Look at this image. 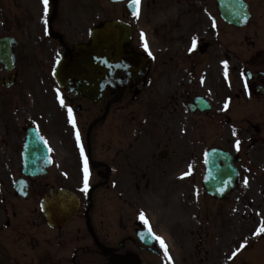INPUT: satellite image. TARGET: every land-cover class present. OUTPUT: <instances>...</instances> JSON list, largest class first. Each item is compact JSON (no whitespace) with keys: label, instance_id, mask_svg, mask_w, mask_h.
I'll return each instance as SVG.
<instances>
[{"label":"flooded vegetation","instance_id":"1","mask_svg":"<svg viewBox=\"0 0 264 264\" xmlns=\"http://www.w3.org/2000/svg\"><path fill=\"white\" fill-rule=\"evenodd\" d=\"M81 2L49 0L47 14L29 8L18 17L24 33L31 32L35 62L49 74L53 54L88 42L107 21L122 22L131 29L124 51L136 56L132 80L103 87L99 81L95 103L56 89L49 101L52 165L45 176L26 178V137L15 145L16 180L29 196L16 193L14 206L0 195V251L10 255L2 240L13 231L14 264H170L158 241H140L153 238L143 213L172 264H264V238L233 257L253 234L239 222L231 229L239 234L234 248L220 236L231 226L222 210L234 195L255 199L262 190L264 196L254 167L264 157V0H141L139 16L129 0L112 4L107 20L100 0L91 15ZM25 70L22 64L19 74ZM213 150L229 161L217 163L237 171L235 188L222 198L210 190L227 187L207 179ZM85 156L89 193L83 191ZM61 188L78 195L81 209L70 225L52 229L40 203Z\"/></svg>","mask_w":264,"mask_h":264},{"label":"rangeland","instance_id":"2","mask_svg":"<svg viewBox=\"0 0 264 264\" xmlns=\"http://www.w3.org/2000/svg\"><path fill=\"white\" fill-rule=\"evenodd\" d=\"M3 4V11L2 8L0 10V35L4 34V36H13L16 37V0H0V4ZM4 22V23H3ZM7 77V73L2 69L0 66V181H8L11 178L9 168L12 166V157L11 155V145L13 143L14 134L16 131V135L20 134L22 129V121L23 123L28 121L27 114L23 113L22 121H21V113L24 110V106L18 103V100L15 98L16 94V85L11 88L10 90L6 89L3 81ZM45 79L38 73H34L31 77V80L28 82V91L32 95H36L37 99L33 98L32 104L29 108L33 110V119L34 124L38 126V128L44 132L47 130L49 125L48 120V111L46 110L44 104L41 103V93H42V83H44ZM26 80L19 81L18 87H24L26 85ZM31 115V114H30ZM16 118V121H15ZM28 123H30L28 121ZM18 137L16 138V140ZM10 153V154H9ZM264 161V157L261 158V163ZM260 163L259 168L257 167L261 180H264V174L261 172L263 169V165ZM7 193V191L5 192ZM264 202V197L261 199V204ZM16 203V201H14ZM23 203V201L20 202ZM239 202L235 199L233 200V204L229 205L225 208L226 211L233 213L234 215L241 218L244 216L243 219L251 218L252 220L257 222V217L253 213L252 210L247 208V204L243 203L242 206L238 204ZM19 204V203H17ZM19 207V206H18ZM244 207V208H243ZM16 210V207L14 208ZM245 210V211H244ZM252 214H248V212ZM234 217L230 218V224ZM7 233V232H6ZM13 233V232H10ZM55 241V238H53ZM227 241L229 243H233V236L230 234ZM5 242H7L5 240ZM57 242V241H55ZM7 246H9L14 250H16V242L10 240L7 242ZM56 245H54L55 247ZM69 247H74L73 245L69 244ZM13 253V252H11ZM14 256H12L13 258ZM0 264L1 261H0Z\"/></svg>","mask_w":264,"mask_h":264},{"label":"water","instance_id":"3","mask_svg":"<svg viewBox=\"0 0 264 264\" xmlns=\"http://www.w3.org/2000/svg\"><path fill=\"white\" fill-rule=\"evenodd\" d=\"M14 41L11 39H5L0 41V61L11 70L14 64ZM95 58V49L92 44L89 47H79L77 48L68 58L64 60L61 67L58 70V81L64 79L68 76L71 80L74 79H86L92 76V67ZM64 72V73H63ZM66 76H64V75ZM12 84V80L7 81V85ZM63 193L58 196V198L63 197ZM44 212H46V204L43 206ZM66 215L62 211L61 207H55L54 213L52 214V221L55 224L63 225L66 222ZM50 219V220H51Z\"/></svg>","mask_w":264,"mask_h":264},{"label":"snow or ice","instance_id":"4","mask_svg":"<svg viewBox=\"0 0 264 264\" xmlns=\"http://www.w3.org/2000/svg\"><path fill=\"white\" fill-rule=\"evenodd\" d=\"M140 2L141 0H132V3L136 6V12L134 13L136 16H139V8H140ZM43 4H44V9H45V14H47V11H48V4H49V0H43ZM45 23H47V21H45ZM195 46V44H194ZM144 47L145 49L148 48V45H147V41H145V44H144ZM149 55H151V52H149ZM225 68H227V62H225ZM227 74V73H226ZM63 103V101H61ZM69 112L71 113V110L69 109ZM74 123V121H73ZM77 140H79V132L77 131ZM45 143H47L45 141ZM239 141H237V148H239ZM82 151V155H83V149H81ZM83 191L87 192L88 191V161H87V157L85 156L84 157V189ZM141 220L146 224L148 225V231L149 233L152 235V237L159 242L160 244V247L163 249L164 251V255L165 257L167 258V260L169 262H171L172 260V257L171 255L169 254V251H168V246L167 244L165 243L164 239L160 236H157L155 233L152 232V228L149 224V221L146 219V217L144 216L143 213H141V216H140ZM256 235H260V234H264V222H261V226L260 228L257 230V232L255 233ZM246 246V242L244 245L241 246V249H237V252L233 253V257H235L238 252L240 250H242V248Z\"/></svg>","mask_w":264,"mask_h":264}]
</instances>
